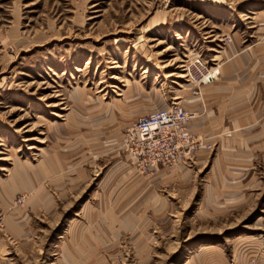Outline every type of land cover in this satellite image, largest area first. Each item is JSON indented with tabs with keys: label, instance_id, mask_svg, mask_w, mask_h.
<instances>
[{
	"label": "rangeland",
	"instance_id": "1",
	"mask_svg": "<svg viewBox=\"0 0 264 264\" xmlns=\"http://www.w3.org/2000/svg\"><path fill=\"white\" fill-rule=\"evenodd\" d=\"M172 108L190 143L153 166L125 135ZM254 258L264 0H0V264Z\"/></svg>",
	"mask_w": 264,
	"mask_h": 264
},
{
	"label": "built area",
	"instance_id": "2",
	"mask_svg": "<svg viewBox=\"0 0 264 264\" xmlns=\"http://www.w3.org/2000/svg\"><path fill=\"white\" fill-rule=\"evenodd\" d=\"M184 119L181 109L156 110L131 125L127 129L125 141L139 147L141 155L145 149L151 153V165H165L177 150L186 148L183 146L190 143L191 138L185 128ZM250 264L260 262L254 258Z\"/></svg>",
	"mask_w": 264,
	"mask_h": 264
},
{
	"label": "bare ground",
	"instance_id": "3",
	"mask_svg": "<svg viewBox=\"0 0 264 264\" xmlns=\"http://www.w3.org/2000/svg\"><path fill=\"white\" fill-rule=\"evenodd\" d=\"M204 82V81H203ZM207 82H210L209 80H207Z\"/></svg>",
	"mask_w": 264,
	"mask_h": 264
}]
</instances>
